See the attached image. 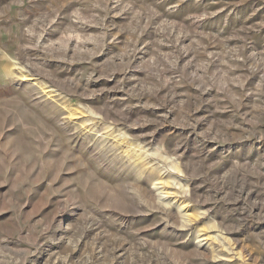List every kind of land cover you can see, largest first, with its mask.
<instances>
[{
  "label": "rangeland",
  "instance_id": "374dc122",
  "mask_svg": "<svg viewBox=\"0 0 264 264\" xmlns=\"http://www.w3.org/2000/svg\"><path fill=\"white\" fill-rule=\"evenodd\" d=\"M0 264H264V0H0Z\"/></svg>",
  "mask_w": 264,
  "mask_h": 264
}]
</instances>
